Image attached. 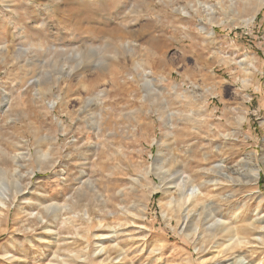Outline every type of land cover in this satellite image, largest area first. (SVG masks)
<instances>
[{
    "label": "rangeland",
    "instance_id": "1",
    "mask_svg": "<svg viewBox=\"0 0 264 264\" xmlns=\"http://www.w3.org/2000/svg\"><path fill=\"white\" fill-rule=\"evenodd\" d=\"M0 153V264H264V0H0Z\"/></svg>",
    "mask_w": 264,
    "mask_h": 264
},
{
    "label": "bare ground",
    "instance_id": "2",
    "mask_svg": "<svg viewBox=\"0 0 264 264\" xmlns=\"http://www.w3.org/2000/svg\"><path fill=\"white\" fill-rule=\"evenodd\" d=\"M211 34L212 33H210V35ZM153 74H154L153 72L147 71V72H145V75L144 76L146 78H148V77H152ZM149 82H150V84H152L153 81H149ZM1 157L6 158V156H5L4 153H2V156ZM11 159L13 161V164L18 167L19 166V161H20L19 156H13ZM23 163H24V161H23ZM243 168H245V167H243ZM249 171H251V173H252V175H251V182L257 183L258 180H259V178H260V174L262 172V169L259 168L257 165H254V166H252L250 168H247V171L245 170V172H244V170L242 171V169H237V168H235L233 166H230L228 168L226 166L225 162H220L219 164L215 165L211 169H207V168L200 169V171H198L199 174L201 172V174L203 176H205V177L206 176L210 177L211 175L212 176H215V177L214 178H206V179L203 178V179H201V181L198 182V186L197 187L196 186H191L192 184H190V182H187L186 180L185 181L182 180L180 182V184L179 185H176V187H175V188L178 189V192H177L178 195H177V197L171 198L170 202L167 204L170 207V209L168 210V212L164 213L165 217L169 221H171V219L173 218V214L172 213L175 212L176 213V218L178 219V222L179 223L182 222V225H184V228L186 229V228H188V226L190 224H193V223H191L190 218L193 215L194 208H197L199 206V204H200V213L198 214V218H196V216H195L194 220L201 221V225L203 224L206 227V228L203 229V231L205 233L209 234L212 238H214L217 233H221L224 236L231 235L233 233V230L234 229L227 227L226 224H225V221L219 220V219L218 220H215V222L209 221V219L210 218L212 219V217L210 216L209 212H207V211H209L208 209H210L209 206H206L204 204V201H203V199L205 198V195H203V189L209 188V187H213L214 188V187L218 186V184H220V183L223 184V185L225 184L226 186L227 185H230L231 186V184H235V183H241L242 180H244V179L247 180L248 179L247 178V175L248 174L245 175V173L246 172H249ZM4 174L5 173H4L3 169H0V182H1L0 183V187H1V184H3L1 178L4 176ZM201 174H200V176L202 177ZM7 175H5V176H7ZM159 177H161V176H159ZM187 180L189 181V179H187ZM18 181H19V179H18ZM138 182H139V180H138ZM138 182H136V183H138ZM161 182L162 183L164 182V177L161 178ZM139 183H141V182H139ZM165 185L166 184L163 183L162 184V187L161 186L160 187H156L155 188V191L156 192H154V193H157V192L160 193V191L163 190V186H165ZM4 187H5V185H4ZM4 187H2V188H4ZM24 187L25 186H23V189H24ZM22 192L23 191L17 189L15 191V193H16L15 199L18 198V196L20 197V195H23L24 193H22ZM167 192H169V190H167ZM12 200H13V198H12ZM9 202H10V199L7 196L2 195L0 193V207L5 208V209H9L8 206H7ZM174 209H176V210H174ZM58 210H60V209H58ZM51 211H52V209H51ZM47 212H48V210H47ZM202 213H205L204 214L205 215L204 217H202ZM194 220H193V222H194ZM198 228H199V226L196 229H193V231L196 232L198 230ZM231 240H233V238H231L230 241ZM13 258L14 257L10 258V260H12ZM233 264H250V263H246L244 258H238L236 261L233 262Z\"/></svg>",
    "mask_w": 264,
    "mask_h": 264
}]
</instances>
